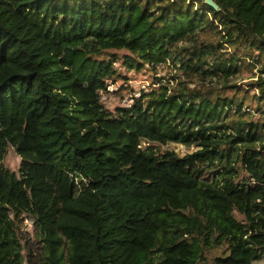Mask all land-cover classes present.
Listing matches in <instances>:
<instances>
[{
	"label": "trees",
	"instance_id": "16d2710c",
	"mask_svg": "<svg viewBox=\"0 0 264 264\" xmlns=\"http://www.w3.org/2000/svg\"><path fill=\"white\" fill-rule=\"evenodd\" d=\"M213 1L0 0V264L264 262V0ZM104 52L178 75L110 112Z\"/></svg>",
	"mask_w": 264,
	"mask_h": 264
},
{
	"label": "rangeland",
	"instance_id": "374dc122",
	"mask_svg": "<svg viewBox=\"0 0 264 264\" xmlns=\"http://www.w3.org/2000/svg\"><path fill=\"white\" fill-rule=\"evenodd\" d=\"M259 7L264 9V3L260 4ZM124 52H104L97 58L100 61H109L113 60L115 65V70L118 73V76L110 79L108 81V89L102 94V101L105 109L110 112H115L119 107H128L133 104V98H139L141 94L150 93L153 90L158 89V84H155L158 79H161L162 84L167 86L174 85V78L178 75L172 62L168 61L167 64L159 66L157 70L153 69L154 67L146 65L140 69L129 68L125 63ZM72 58L76 59L79 64L83 62H88L91 55L85 49H79L72 53ZM259 73H252L250 71H244V73L234 78L231 81V86H237L241 89L239 97L248 95L252 97L254 94L258 93L255 91L254 87L251 86L254 77H258ZM245 90L246 93H245ZM227 95L231 98L234 95L233 90L227 91ZM250 103L248 101L247 105ZM255 109V105L253 104ZM229 121H237L241 119V115L231 110L229 114ZM258 118V117H257ZM162 151H174L179 156L183 157L187 154L193 153L194 148H189L187 146L175 143H169L168 145L161 146ZM21 159L15 152L13 148L9 149L8 155L5 159V166L18 172ZM13 222L14 228L21 235V237H27V234L33 233L32 222L28 217H16L13 214L10 215ZM241 219L240 216H238ZM224 255V248H219L205 252V257L203 261H200L198 264H215L214 259ZM264 264V262H261Z\"/></svg>",
	"mask_w": 264,
	"mask_h": 264
},
{
	"label": "water",
	"instance_id": "95a60500",
	"mask_svg": "<svg viewBox=\"0 0 264 264\" xmlns=\"http://www.w3.org/2000/svg\"><path fill=\"white\" fill-rule=\"evenodd\" d=\"M210 7L214 8L215 10H219L218 5L213 0H204Z\"/></svg>",
	"mask_w": 264,
	"mask_h": 264
}]
</instances>
